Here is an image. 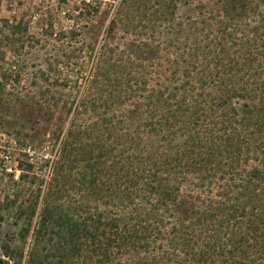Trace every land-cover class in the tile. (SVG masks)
<instances>
[{
  "label": "trees",
  "instance_id": "1",
  "mask_svg": "<svg viewBox=\"0 0 264 264\" xmlns=\"http://www.w3.org/2000/svg\"><path fill=\"white\" fill-rule=\"evenodd\" d=\"M144 1L119 0L113 20L147 27L123 13L142 12ZM187 1L154 0L146 15L173 22ZM197 13L174 21V67L162 88L147 90L145 64L119 46L94 52L67 107L94 118L60 136L40 206L30 209V239L46 236L53 264H264V0H206ZM0 21L10 40L20 23ZM237 99L251 101L245 113ZM127 102L136 108L108 114ZM215 182L224 198H182L184 184ZM24 264L51 261L27 253Z\"/></svg>",
  "mask_w": 264,
  "mask_h": 264
},
{
  "label": "rangeland",
  "instance_id": "2",
  "mask_svg": "<svg viewBox=\"0 0 264 264\" xmlns=\"http://www.w3.org/2000/svg\"><path fill=\"white\" fill-rule=\"evenodd\" d=\"M83 1L90 4L83 5L82 0H0V18L20 23L10 40L5 39L8 29L0 26V75L5 69L12 75L0 88V257L7 264H24L27 253L34 263L56 261L47 256L46 236L38 242L30 239L36 220L30 217V209L34 202L35 213L40 206L60 136L72 122L94 118L90 112L76 116L67 107L75 100L100 44L117 45L134 59L140 58L146 68L147 90L162 88L171 83L174 67L175 49L169 43L174 21L198 16L206 2H178L175 19L169 23L147 17L154 0L144 1L142 12L135 7L123 9L134 21L145 19L147 27L133 32L113 20L119 0ZM131 102L107 112L119 115L118 108L135 109ZM243 104L251 101L236 100L241 114L248 109ZM219 183L203 189L184 184L181 193L188 195L182 198L198 206L206 198L222 199L226 189ZM3 248L10 257L4 256ZM135 263L136 259L122 257L120 264Z\"/></svg>",
  "mask_w": 264,
  "mask_h": 264
}]
</instances>
